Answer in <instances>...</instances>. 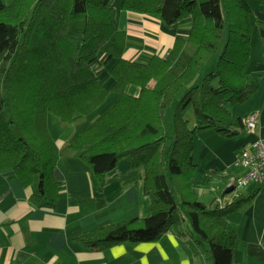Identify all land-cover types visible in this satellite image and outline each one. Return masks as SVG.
I'll return each instance as SVG.
<instances>
[{"label": "trees", "instance_id": "1", "mask_svg": "<svg viewBox=\"0 0 264 264\" xmlns=\"http://www.w3.org/2000/svg\"><path fill=\"white\" fill-rule=\"evenodd\" d=\"M120 3L123 9L148 13L166 24L192 12V27L186 37L175 38L165 56L155 54L143 64L124 57L126 32L117 26L111 0H0V170L12 169L31 188L32 199L54 207L63 185L54 178L57 155L47 115L71 123L114 91V103L79 129L67 146L79 153L100 183L129 155L134 167H143L141 188L149 198L150 214L92 226L76 239L90 249H104L125 240L154 242L174 229L191 234L211 264H242L234 258L236 233L226 219L241 200L223 205L201 201L192 152L195 128L213 127L231 137L246 127L244 118L230 113L222 102H243L259 84L258 75L245 69L254 30L250 3ZM101 55L112 60L110 88L93 69ZM216 55V67L196 83ZM214 78L217 87L211 85ZM183 90L174 112L175 130L166 143L164 112ZM189 104L198 121L192 129L182 115ZM216 176L222 173L207 171L203 183ZM229 178L222 179V189Z\"/></svg>", "mask_w": 264, "mask_h": 264}, {"label": "crops", "instance_id": "2", "mask_svg": "<svg viewBox=\"0 0 264 264\" xmlns=\"http://www.w3.org/2000/svg\"><path fill=\"white\" fill-rule=\"evenodd\" d=\"M111 1L117 26L126 32L124 57L134 62L145 64L155 54L165 56L175 38L186 37L192 27V12L173 24H166L148 13L123 9L120 0ZM248 1L255 35L250 39L245 69L258 75L259 84L241 105L223 101L222 106L243 118L257 111L256 126H244L231 137L213 127L198 128L192 156L197 165L194 178L201 201L210 204L216 200L223 205L233 199L241 200L226 215L236 233L235 260L242 264H264V179L261 183L239 185L240 192L236 187L226 194L222 192L229 184L223 189L221 185L224 177L230 176L231 180L245 171L236 164L241 148L264 137V5L260 0ZM223 41L225 44V37ZM100 57L104 55L92 63L98 65L97 70L93 69L101 83L110 88L114 82L109 71L112 60H104L102 66L97 63ZM207 67L206 73L213 63ZM204 75L201 74V79ZM211 85L217 87L218 79H212ZM197 125L194 117L192 126ZM73 135V129L67 136L51 135L57 155L54 178L63 185L54 207L40 205L32 199L31 188L25 187L12 169L0 170V264H205V253L187 232L188 222L183 224L187 233L170 229L154 242L125 240L104 249H90L78 241L76 237L92 226L150 214V202L142 192L144 170L141 166L129 169L128 162L125 168L114 167L100 183L79 153L68 148ZM213 169L219 170L222 176L203 183L206 172Z\"/></svg>", "mask_w": 264, "mask_h": 264}, {"label": "rangeland", "instance_id": "3", "mask_svg": "<svg viewBox=\"0 0 264 264\" xmlns=\"http://www.w3.org/2000/svg\"><path fill=\"white\" fill-rule=\"evenodd\" d=\"M250 1L252 3H254V1H256V0H250ZM226 31H227V29H226ZM252 34L253 35H251V36L254 37L255 32L253 31ZM227 36H228V32L225 33V36L224 37L226 38ZM223 45H224V41L222 42L220 51L223 50ZM217 57L218 56L216 55V57L212 61L213 67L214 66L216 67L215 63L217 62ZM246 62H247V60H246ZM97 63H100L103 66V64L105 63L104 62V57H100L99 60H97ZM93 67H94V69L97 70L98 65L95 64ZM213 67H209V70L211 68H213ZM206 69H208V67ZM203 73H206V70L202 69V71H200V74H199L197 80H201V74H203ZM131 88H132V86H129V90H131ZM183 94H184V90L182 92H180L178 95H176V97H174V99L171 101V103L165 109L163 123H164V133L166 135V143H170V139L173 136V132L175 130V126H174V122H175V120H174V112H175L176 107H177V104L179 103V100L181 99V97L183 96ZM116 98H117V93L114 92V91H110L108 93V95L106 96L105 100L100 105H98L96 108H94L90 113L86 114L85 116H82V117L76 119L75 121H73V123L72 122L71 123L64 122L56 114L49 113L48 114V117H47V125H48V130H49L50 134L53 137H57L58 134H60L62 136H67V133H69L71 129H73V132L76 133L79 129H81V128L87 126V125H89L90 122L95 117H97L99 114H101L102 112H104L110 105H112L114 103V101H115ZM235 104L236 105H238V104L241 105V102H236ZM182 115L187 120L186 124L188 125V127L190 129L195 128V127L192 126V122H193L194 117H195L194 116V110H193L192 104H189L183 110ZM188 119L190 120L189 122H188ZM199 131L200 130L198 128H195V132H194V135H193L194 136L193 137V141H194L195 135ZM54 145H56V143ZM126 163H128V166H129L128 168L129 169H130L131 166H133L132 165V158L129 155L121 158L118 161V163L116 164L115 169L125 168L124 166H125ZM250 182H254V181H250ZM237 190L240 192L241 191L240 187H238ZM145 199L148 200L147 197ZM136 205H137V203H136ZM198 247H199V249H201V251H203L205 253V258H206L205 264H211V261L208 258V254L205 251V249L203 248V246L200 245V244H198ZM195 256H196V259L197 260L200 259V257H199L198 254L195 253ZM201 259H203V257H201Z\"/></svg>", "mask_w": 264, "mask_h": 264}, {"label": "built area", "instance_id": "4", "mask_svg": "<svg viewBox=\"0 0 264 264\" xmlns=\"http://www.w3.org/2000/svg\"><path fill=\"white\" fill-rule=\"evenodd\" d=\"M257 118V111L247 114L244 117L246 126L254 128ZM236 164L243 166L245 171L237 177H232L229 184L239 186L250 181L261 183L264 179V137H259L249 146L241 148Z\"/></svg>", "mask_w": 264, "mask_h": 264}, {"label": "water", "instance_id": "5", "mask_svg": "<svg viewBox=\"0 0 264 264\" xmlns=\"http://www.w3.org/2000/svg\"><path fill=\"white\" fill-rule=\"evenodd\" d=\"M234 189V185L233 184H229L225 189L224 192H229L230 190Z\"/></svg>", "mask_w": 264, "mask_h": 264}]
</instances>
